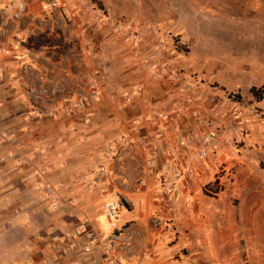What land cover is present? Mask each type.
Returning a JSON list of instances; mask_svg holds the SVG:
<instances>
[{
	"label": "rangeland",
	"instance_id": "rangeland-1",
	"mask_svg": "<svg viewBox=\"0 0 264 264\" xmlns=\"http://www.w3.org/2000/svg\"><path fill=\"white\" fill-rule=\"evenodd\" d=\"M46 6L35 29L27 22L23 44L16 26L28 0L0 7V264H20L13 240L27 264H109L103 241L116 234V264L141 248L136 257L146 259L152 234L165 231L166 246L185 241L165 264H264V0H46ZM198 91L201 100L193 99ZM210 98L225 113H214ZM195 108L224 122L228 134L243 130L237 140L228 138L227 174L202 190L216 197L205 190L212 182L231 190L222 212L229 221L213 217L202 228L180 221L169 204H152L167 190L152 171L154 150L140 141L146 124L155 129L172 119L183 147L179 134L195 130L193 122L201 129ZM181 172L183 180L190 175L184 166ZM145 173L161 185H147ZM47 182L60 185L51 198L43 191ZM82 190L90 200L101 198L91 210L102 230L110 224L105 204L119 200L118 231L110 225L111 234H102L90 215L63 207ZM142 190L149 206L134 207L128 196ZM211 207L202 209L220 212ZM182 210L185 218L193 212ZM49 212L54 224L34 232L18 222ZM66 213L80 218L68 230ZM125 213L132 222L122 221ZM205 228L213 255L191 244Z\"/></svg>",
	"mask_w": 264,
	"mask_h": 264
},
{
	"label": "crops",
	"instance_id": "crops-1",
	"mask_svg": "<svg viewBox=\"0 0 264 264\" xmlns=\"http://www.w3.org/2000/svg\"><path fill=\"white\" fill-rule=\"evenodd\" d=\"M6 0H0V7L5 5ZM46 0H28V7L24 15L21 17L19 24H17V29L20 31V41L21 44L24 43L25 37H24V32L26 31L27 27V22H34L35 25L30 26L29 28L37 27L36 25V20L41 19L42 16L45 14H48V11L46 10ZM207 108V109H206ZM204 111L206 115H209L208 112V107H204ZM172 120V119H171ZM169 121H162L159 120L157 124V128L154 129L155 125H149L146 124L144 126V131L142 132L140 136L142 139L141 140H146L148 143L149 147H152V150L154 155H155V162L157 161V166L153 168V173H156L159 176H162L163 178V186H161L162 189L167 190V198H161L158 201H153L152 204L156 207H161L164 208V205H171L173 208L175 207L177 209L175 213V217H179V220L182 221L184 219H188L189 222L194 223V225L199 224L201 227L202 225H205V223L210 222V218L213 217H222L225 218L227 221H229V217L225 212H223V208H227L229 204V199L227 198V194L231 190H222L216 197H209L206 196L203 193V186L205 183H208L212 180L213 178V173L214 169L211 166H197L195 167L194 173L189 176H185L184 180L182 177H177L178 173L181 172L183 169V164L184 162H187V158L189 155H187V151L185 148L178 146L176 142V133L178 130V127H174L173 124L169 123ZM193 126H189L190 129H198V125L193 122ZM176 125V124H175ZM164 128V130H162ZM146 129V130H145ZM154 130H159V131H154ZM168 132H171L170 134ZM157 133H163L164 136L159 137ZM183 148V149H182ZM168 155H170L168 157ZM228 161V160H227ZM169 164L170 166L167 167L165 164ZM145 170V169H144ZM147 180L146 183L147 185L149 184V181H152L153 187L157 188V185L160 186L161 183L160 181L158 182L157 178H155V174L150 175L146 174ZM187 178V179H186ZM81 191V190H80ZM138 191V190H137ZM70 193V191L68 192ZM92 194L86 193L85 190H82V193L78 196L75 195H69L68 201H64L63 207L65 208H72L73 211H83L84 215H90L92 217L93 225L97 231H99L102 234L105 235H110L112 232V228L109 225L108 230H102L96 222H97V215H95L93 212L95 210H91V208L95 205V202L98 199H101L99 197H95L93 200L91 199ZM140 196V198H138ZM142 196H145V191L142 190V192L139 193H134L128 196V201L134 205V207H147L149 206L150 200L147 199V202H144L141 198ZM64 199V198H63ZM108 199H111L110 196ZM65 200V199H64ZM204 205H210L213 206L211 208H220L219 213L215 212L213 210H205V212L202 209V206ZM187 206H190L193 208V212L191 211V214L188 215V218L184 217V212L182 208H186ZM162 211V209H160ZM159 211V213H162ZM93 213V214H92ZM39 215V214H38ZM38 215H31V216H25L22 218V220H18L19 224H21L23 227H26L29 229V231L34 232L38 230L39 228H44L47 226L46 224L50 223V226H52L55 222V218L53 217V213L49 212L45 216L43 214L42 219ZM103 215V214H102ZM104 216V215H103ZM183 216V218H181ZM60 217V216H58ZM57 217V218H58ZM64 222L67 223L68 225H64L65 229L71 228L72 224H78L77 222L80 221V218L76 216L75 214L72 213H66L64 214ZM87 217V216H86ZM147 217V218H146ZM106 218V217H105ZM134 216L129 213H125L124 216L122 217V221L124 223L126 222H132ZM141 222L142 223H147L148 224V215H142L141 217ZM90 219V218H89ZM107 220V218H106ZM108 221V220H107ZM58 223V222H57ZM49 226V225H48ZM63 226V227H64ZM197 227V226H195ZM202 228V227H201ZM21 230V227H20ZM166 230V229H164ZM170 230V229H169ZM201 240L195 239V236L198 235L195 233L192 238L193 241H191V244H194L192 247L197 248L196 245L202 246L200 248V252L205 255H213L214 254V247L210 246L211 242L210 239L213 237L212 233H209L207 229L201 230ZM132 232V231H131ZM162 232V231H161ZM168 231L164 232L165 236H161V234H152L151 238L146 236V239H154L156 240V243H154L150 248L152 249V252L148 253L152 255L151 258H139L136 257L137 254L140 255L142 251H144V248L139 251L137 250L135 255H132L131 257H125L121 258L119 261L120 264H165L167 261H164L163 259L170 253L174 251L175 248L179 247L180 245L184 244L185 241H178L175 245H165L164 240H167V238L170 235H166ZM133 234V233H132ZM159 234V235H158ZM157 235V236H155ZM133 236H135L133 234ZM181 235L179 233V239ZM137 238V237H136ZM142 238L144 239V234L141 231V240ZM162 238V239H161ZM223 238V237H222ZM224 240V238H223ZM14 242L11 243L15 252L17 253V258L19 259L20 264H27V256L24 253V251L20 250V252H17L18 250V244L17 241L13 240ZM129 241V240H128ZM130 246V243H128ZM127 244V245H128ZM142 244V243H141ZM165 245V246H164ZM176 246V247H175ZM5 247H1L4 251L1 252V254L5 253L4 249ZM150 251V250H149ZM148 251V252H149ZM140 252V253H139ZM147 252V251H146ZM143 254V253H142ZM146 254V253H145ZM134 256V257H133Z\"/></svg>",
	"mask_w": 264,
	"mask_h": 264
},
{
	"label": "built area",
	"instance_id": "built-area-1",
	"mask_svg": "<svg viewBox=\"0 0 264 264\" xmlns=\"http://www.w3.org/2000/svg\"><path fill=\"white\" fill-rule=\"evenodd\" d=\"M197 83L195 88L197 87ZM190 87L193 88L194 85L190 84ZM190 88V89H191ZM193 99L195 100H201L203 98V92L198 91L195 95H192ZM209 101L213 104L214 113L217 115H222V113H225V110H223L221 107H219L217 104L214 105L213 98H210ZM193 116L195 117V120L198 121L200 124V130H189L184 133H180L178 138V141L183 145V147L187 151V162H184L185 172L192 175L194 173L195 167L197 166H211L214 169L213 177L216 174H227L228 168H227V147H228V138L230 137L233 141L237 140V135L241 134L243 132L242 128L235 129V132L231 134H228L227 131L224 129V122H221L218 118L216 119H209L203 117L200 110L195 108L192 110ZM240 112L239 110L235 111V119H239ZM243 123V122H242ZM241 123V124H242ZM146 145L147 142H146ZM146 145H143L147 147ZM170 156V155H169ZM155 157L151 155L150 162H154ZM192 172V173H190ZM182 174V172H179L178 175ZM217 182V180H215ZM209 183V182H208ZM206 183L205 185H207ZM220 182H217V186L213 187V182L209 186L208 189H205L206 192L211 193L214 196H217L222 190H223V184L219 185ZM60 185H54L52 183H45L43 185L44 187V193L48 197L54 196L56 193L58 194V188ZM207 188V187H206ZM213 189V191H212ZM119 200L113 202H107L105 204V213L106 218L110 222V225L113 227V230L118 231V218H119ZM166 223V221H165ZM88 235L90 238L95 237L94 232H92L91 229L88 231ZM119 234L115 235L114 239H106L103 242V256L105 260L109 264H116V257L118 248L116 247L115 240Z\"/></svg>",
	"mask_w": 264,
	"mask_h": 264
}]
</instances>
